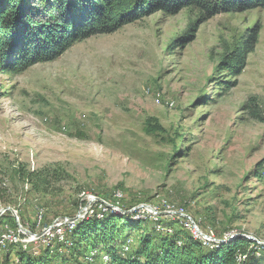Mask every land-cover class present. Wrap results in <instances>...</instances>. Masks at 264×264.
Returning a JSON list of instances; mask_svg holds the SVG:
<instances>
[{
  "label": "rangeland",
  "instance_id": "374dc122",
  "mask_svg": "<svg viewBox=\"0 0 264 264\" xmlns=\"http://www.w3.org/2000/svg\"><path fill=\"white\" fill-rule=\"evenodd\" d=\"M18 167L49 168L48 187L30 190ZM0 184V243L11 229L35 256L65 254L66 233L93 212L159 217L157 231L209 248L253 237L264 252V8L155 11L20 74L0 69ZM96 251L79 263L108 261Z\"/></svg>",
  "mask_w": 264,
  "mask_h": 264
},
{
  "label": "trees",
  "instance_id": "16d2710c",
  "mask_svg": "<svg viewBox=\"0 0 264 264\" xmlns=\"http://www.w3.org/2000/svg\"><path fill=\"white\" fill-rule=\"evenodd\" d=\"M257 7L264 8V0H0V69L20 74L35 63L54 60L76 42L113 33L155 11L174 15L183 8H194L205 20L218 13ZM255 41L256 27L247 34L243 53L252 51ZM237 65L233 68L235 76L242 68ZM50 171L49 168L26 171L18 167L16 175L30 190L41 193L49 185V176L53 175ZM4 193L0 184V200ZM98 214L93 212L66 233L70 245L66 246L65 254L49 246L35 256L22 250L17 240L18 249L5 252L0 264L13 263L11 252L18 259L17 264H68L70 260L79 263V258L85 259L87 249L92 248L108 254V261L103 264L264 263L260 247L242 237L209 248L185 230L174 235L157 231L155 225L161 224L159 217L157 221L135 222L131 213L104 212L101 217ZM130 229L138 230L135 244L122 256L121 246Z\"/></svg>",
  "mask_w": 264,
  "mask_h": 264
},
{
  "label": "bare ground",
  "instance_id": "6f19581e",
  "mask_svg": "<svg viewBox=\"0 0 264 264\" xmlns=\"http://www.w3.org/2000/svg\"><path fill=\"white\" fill-rule=\"evenodd\" d=\"M156 214V213H155ZM11 232H13V231H11ZM11 237L12 238H10L7 242L9 243H13L14 241H17L18 239L17 238H19L18 236H16L15 234H14V232H13V234L11 233ZM20 241V240H19ZM6 242V243H7ZM6 246V244H5V239L4 238H2L1 239V243H0V247H2V248H4ZM128 248V247H127ZM102 256V255H101ZM102 259L103 260H107L108 259V256L107 255H103L102 256Z\"/></svg>",
  "mask_w": 264,
  "mask_h": 264
},
{
  "label": "water",
  "instance_id": "95a60500",
  "mask_svg": "<svg viewBox=\"0 0 264 264\" xmlns=\"http://www.w3.org/2000/svg\"><path fill=\"white\" fill-rule=\"evenodd\" d=\"M148 207V206H147ZM87 208V207H86ZM85 208V210H86ZM148 209H151L153 210L152 208H149ZM8 210H11L10 208H8ZM76 218H72L71 220H75ZM16 226H17V229L20 231V232H23V233H31L26 227L22 226L19 222L16 223ZM37 235H40V233H38ZM249 238V237H248ZM250 240H256L254 239L253 237H250L249 238Z\"/></svg>",
  "mask_w": 264,
  "mask_h": 264
},
{
  "label": "built area",
  "instance_id": "2783aa9c",
  "mask_svg": "<svg viewBox=\"0 0 264 264\" xmlns=\"http://www.w3.org/2000/svg\"><path fill=\"white\" fill-rule=\"evenodd\" d=\"M90 199H92V197L93 196H88ZM6 229H9V228H7V226H6ZM9 231V232H8ZM53 231V230H52ZM6 232H8L7 234H5V236L7 237V238H4L5 239V244H6V241H8L10 238H12L11 237V229H9V230H7ZM53 235V234H52ZM57 237L59 236V237H61V238H63V234H61V235H56ZM18 240H22L23 242H24V240L25 239H23V237L20 235V237L19 238H17Z\"/></svg>",
  "mask_w": 264,
  "mask_h": 264
}]
</instances>
